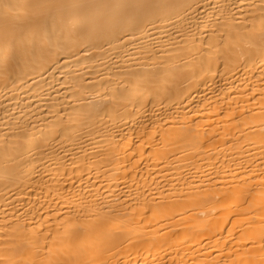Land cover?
<instances>
[{"label":"bare ground","instance_id":"obj_1","mask_svg":"<svg viewBox=\"0 0 264 264\" xmlns=\"http://www.w3.org/2000/svg\"><path fill=\"white\" fill-rule=\"evenodd\" d=\"M0 264H264V0H0Z\"/></svg>","mask_w":264,"mask_h":264}]
</instances>
